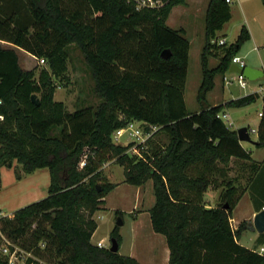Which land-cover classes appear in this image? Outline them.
Returning a JSON list of instances; mask_svg holds the SVG:
<instances>
[{"label": "trees", "instance_id": "trees-1", "mask_svg": "<svg viewBox=\"0 0 264 264\" xmlns=\"http://www.w3.org/2000/svg\"><path fill=\"white\" fill-rule=\"evenodd\" d=\"M183 3L170 0L158 9L136 10L127 0H0V40L46 61L36 76L33 68L19 66L15 50L0 46V167L11 168L15 161L23 174L44 167L49 173L45 197L0 216V236L30 253L24 264H140L91 241L97 228L93 214L114 187L100 175L111 160L122 166L125 183L138 187L152 181L154 203L148 213L152 230L165 239L167 264H264V253L238 243L248 225L233 228L230 212L245 189L226 179L223 168L230 158L250 161L262 198L258 204L251 200L259 211L264 161H251L236 131L216 117L225 108L255 103L259 94L205 104L215 77L228 71L249 33L243 26L233 43L211 42L230 19V3L208 0L199 58L201 106L188 111L190 43L181 29L166 24L171 9ZM70 44L87 61L100 99L73 111L53 98L55 79L65 78ZM165 49L167 59L160 56ZM210 58L216 59L213 66ZM260 111L254 145L264 148V97ZM130 120L159 126L140 155L111 139L113 130ZM160 132L167 142L157 145ZM87 151L92 157L80 168ZM218 171L226 179L219 185L220 202L206 208L203 195ZM110 236L119 245L115 230ZM256 243H264V233Z\"/></svg>", "mask_w": 264, "mask_h": 264}, {"label": "rangeland", "instance_id": "rangeland-1", "mask_svg": "<svg viewBox=\"0 0 264 264\" xmlns=\"http://www.w3.org/2000/svg\"><path fill=\"white\" fill-rule=\"evenodd\" d=\"M207 3L208 0H184L183 4L174 6L171 9L166 21L169 27L181 29L190 43L184 100L187 110L191 112L199 110L201 106V102L197 100L201 80L199 58L205 39L204 18ZM236 30L234 22L230 21L223 25L222 29L217 32V36H220L221 33H226L227 43L230 44L234 42ZM250 46L244 43L240 50L237 51V54L244 58L247 64L252 62V60L259 61L260 56H262L261 51L257 52L253 46ZM67 52V71L63 80L55 79L54 100L62 101L67 111H73L76 107L83 105H96L100 99L95 92L94 80L87 61L75 44H70L67 47ZM23 55L19 51L20 59ZM27 57L25 61L27 63H22V65L33 66L32 68L35 70V75L37 76L40 69L46 66V61L40 64L33 61L31 57ZM214 63L215 59L212 58L210 66H213ZM228 74L225 73V75ZM263 79L264 77L256 80H247V85L244 87L236 85L226 86L224 84L222 96L224 99H228L231 94L242 95L244 93H252L253 91L257 92ZM221 81L222 77H215L214 85L216 83V86L208 94L205 104L210 105L215 102L214 96H216L219 85L222 84ZM230 91L235 93H230ZM257 93L259 94V98L255 103L229 111V118L232 124H226V126L235 131L242 126L256 130L260 120L258 111L262 106V92ZM249 137L251 142L240 141V143L244 149L251 151L254 159H258L264 154V148L256 147L252 143L257 138L256 131L250 132ZM156 139L157 145L167 142V138L162 132L158 133ZM129 140L127 134L120 137L118 141H113L112 139L115 144L120 145H126ZM231 159H233L232 163H230ZM251 161L254 160L251 159ZM247 163H250V161L246 162L241 159L230 158L226 166H223L226 179L233 180L234 184L243 189V191L244 189L247 190L251 176L253 175L252 172H249L250 168ZM219 167H222V165L219 164ZM44 171L47 174L44 175ZM16 174H21V178L17 179ZM100 175L107 182L114 184V187L103 197L104 202L100 205L99 210L93 214L97 228L91 237L92 243L96 244V241L99 240L108 248L110 246V234L115 230L119 237V254L130 256L140 264H153L155 261L158 262L157 264H167L169 256L167 259L165 252L167 246L164 237L152 230L148 213L149 208L153 204L152 199H154L152 181L149 180L138 187L125 183L123 168L114 160L101 168ZM226 179L224 180L226 181ZM219 180L220 178L217 177V181ZM48 183L49 177L46 168L30 174H23L21 165L15 161H13L11 168L0 167V213L2 215H9L16 209L45 197L47 195ZM220 191H217L216 205H219L220 202ZM246 212L245 200H242L239 208H236L234 212L233 210L230 212L232 227L235 228L241 222L253 225L252 219H243L237 225L234 224V218L244 215ZM118 216L122 221V224L119 226L116 225ZM246 230L243 231L245 234L248 233ZM7 240L11 242L9 239ZM243 242L251 245L254 249L257 248L256 240L251 242L248 240V236L243 239ZM17 248L26 252L19 247ZM262 253H264V250ZM43 261L41 260V262Z\"/></svg>", "mask_w": 264, "mask_h": 264}, {"label": "crops", "instance_id": "crops-1", "mask_svg": "<svg viewBox=\"0 0 264 264\" xmlns=\"http://www.w3.org/2000/svg\"><path fill=\"white\" fill-rule=\"evenodd\" d=\"M230 21L234 22V25H235V27L237 29L234 41L236 40L237 36L239 35L240 29L244 26V27H246V29L248 30V33H249V38L247 40H245L244 43H246L249 46L250 45L253 46V48L257 52H259V51L262 52V56H260V60L259 61L258 60H252V62H249V64H247L245 62V65L253 67L255 69H263L264 70V0H234L233 2L230 3V19L227 22H230ZM227 22H225L224 24H226ZM225 36H226V33H221L220 36H218V38H224L225 42L227 43V39H226ZM0 46L3 47V48H12L13 50H15V52L17 54V58H18V64H19V66L21 68H23L25 70H30L33 67V66H31V67L29 66L28 67V66L22 65V63H27V62H25L27 60V58H28L27 56L31 57L33 59V61H35L37 63V59L33 55H31L28 52L22 50L21 48H18L16 46H14L11 43H8V42L0 40ZM241 46H240V48H241ZM240 48H239V50H240ZM19 51L24 54L21 57V59L19 57ZM235 55L240 56L239 54H237V52H236ZM242 59L244 60V58H242ZM211 60H212V58H210L209 64L211 63ZM215 63H216V59H215ZM221 82H222V84L219 85V88L216 91V96H214L215 97L214 98L215 102L211 103L209 106H215V105H221V104L223 105L226 102H228L229 100L236 99V98L241 97L243 95L249 94V93H244L242 95L231 94L230 98L224 99V97L222 95H223V90H224V86L225 85L223 83V80ZM232 85H234V84H232ZM215 86H216V83L213 86V88L210 91L207 92L206 98H208V94L210 92H212V90L215 88ZM226 86H231V85H226ZM230 93H235V92L230 91ZM244 107H246V106H244ZM239 108H243V107L225 108V109H223L221 111V113H226L229 116V111L237 110ZM250 157H251L252 160H254L257 163H261V162L264 161V154L261 157H259L258 159H254L253 156L251 155V151H250ZM232 162H233V159H231L230 163H232ZM44 168H37V169H35L32 172H36V171H39V170H42V169L44 170ZM222 173L220 171H218V172H216L214 174V177H213L214 184L209 185L207 187L206 191L204 192L203 204H204V206L206 208H211V207H215L216 206L217 191H220L221 188H222L219 185H220V183L222 181H225L224 180V176H222ZM28 174H30V173H28ZM45 174H47V173H45V171H44V175ZM48 177H49V173H48ZM217 177L220 178L219 181H217ZM225 178H226V176H225ZM249 179H250V177H249ZM252 179H253V175H252V177L250 179V183L248 184L247 190H245L243 192V194L241 195V197L239 198L238 202L236 203V205H235V207L233 209V212H234L236 208H239L240 203L242 202V200H245V208H246L247 212L244 215H239L238 217L234 218L233 222H234L235 225H237L238 222H240L243 219H246V220L252 219L254 214L256 212H258V210L254 209V205L252 203L251 198H254V200H256V204L260 203L262 201V198H261V196L256 194L257 191L260 190L259 183H257V181L253 182ZM263 184H264V176H263ZM152 202L154 203V199H152ZM236 227L237 226H235V228ZM246 231L248 233L245 234V232H243L241 234L240 238L238 239V243L243 245V246H245V247H247V248H249V249H254V248L251 247V245L244 243L243 239L247 238V236H248V240H250L251 242H254V240L257 239V237L259 236L260 233H258L254 229L253 225H251V224L248 225V228H247ZM262 233H264V232H262ZM164 241H165V239H164ZM256 246H257V248L254 249V250L256 252H258L259 254H262V251L264 250V243L257 244ZM260 250H262V251H260ZM165 252H166V255H167L166 257L168 259V256H169L168 248H165ZM157 263L158 262L155 261L153 264H157Z\"/></svg>", "mask_w": 264, "mask_h": 264}, {"label": "built area", "instance_id": "built-area-1", "mask_svg": "<svg viewBox=\"0 0 264 264\" xmlns=\"http://www.w3.org/2000/svg\"><path fill=\"white\" fill-rule=\"evenodd\" d=\"M170 0H127L128 3L132 4L136 10L141 9H158L166 5ZM229 3L233 2L234 0H227ZM212 42H216L218 44L225 43L224 38H217L213 39ZM44 59L39 58L37 59V63H43ZM231 63L236 64L239 68L245 67V61L238 55H234L231 57ZM228 75H223L222 80L225 85H237L238 87H244L247 85V80L241 73L238 72H226ZM262 92V97H264V80L259 85V91ZM259 117L261 116V111L258 112ZM216 117L220 118L225 125H231L232 122L230 121L229 116L226 113H217ZM3 119V115L0 114V120ZM159 126L157 125H147L142 121L137 120H130L125 123V125L116 128L113 130L111 137L113 141H118L120 137L127 134L129 137V141L126 145H129L127 152L129 154H136L140 155V152L147 148V142L149 139L155 137L156 132L158 131ZM256 130L248 129V133L254 132ZM92 152H85L80 161L79 167L82 168L88 159V156L92 157ZM112 161V160H111ZM111 161H107L103 164L102 167L108 165ZM0 216L2 214L0 213ZM99 247H106V245L101 242L97 241L96 243ZM24 253V254H21ZM30 256V253H26L21 251L17 248L16 245L9 242L4 236H0V259L4 258L6 260V264H24L25 259Z\"/></svg>", "mask_w": 264, "mask_h": 264}, {"label": "water", "instance_id": "water-1", "mask_svg": "<svg viewBox=\"0 0 264 264\" xmlns=\"http://www.w3.org/2000/svg\"><path fill=\"white\" fill-rule=\"evenodd\" d=\"M169 55L170 53L168 49L163 50L160 54V56L164 59H167ZM228 71L241 73L248 80H256V79L264 77L263 69H255L250 66L239 68L236 64H233V63L230 64ZM30 98L33 103L38 104V98L35 94H31ZM236 134H237L239 141H250L251 142V139L248 133V128L246 126L239 127L236 130ZM252 143H254V141H252ZM121 224H122V221L120 217H118L116 221V225L119 226ZM252 224H253L254 229L258 233L264 232V207L254 214L252 218ZM108 249L111 252H118L119 245H118L117 240L114 237L110 238V246L108 247Z\"/></svg>", "mask_w": 264, "mask_h": 264}]
</instances>
